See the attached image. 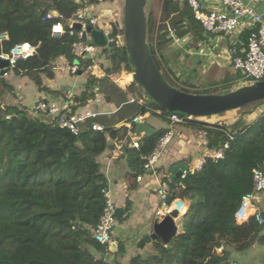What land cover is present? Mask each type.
<instances>
[{
	"label": "trees",
	"instance_id": "1",
	"mask_svg": "<svg viewBox=\"0 0 264 264\" xmlns=\"http://www.w3.org/2000/svg\"><path fill=\"white\" fill-rule=\"evenodd\" d=\"M95 1L88 0L87 6ZM161 1L159 20L152 11L148 13L147 39L159 71L162 73L160 61L164 60L167 71L172 73L163 53L171 40L169 36L179 40L190 36L196 48L204 38L203 28L186 0ZM80 7L68 0H0V34L8 37L0 43V53L19 43L37 45L33 57L12 68L15 75L30 78L43 90L41 77L53 78V63L59 58L77 63L83 70L87 67L89 61L73 56L75 37L69 35V23ZM49 13L53 14L51 19L46 18ZM56 22L66 30L58 39L50 31ZM121 25L112 24L108 37L122 35ZM247 35L245 31L241 33L242 43ZM102 50L110 62V73L121 69L131 73L123 43L114 39ZM191 71L194 73L196 68ZM240 76L238 72L235 79ZM165 80L192 94L232 90L226 87L232 80L221 82L224 89L206 92L178 88ZM104 86L115 88L107 77L96 79L89 75L81 92L72 97L74 110L94 98L95 88L103 91ZM139 93L142 95L141 89ZM105 97L109 100V96ZM155 111H160L163 118L171 115L146 100L137 107L135 116ZM184 120L188 127L204 133L207 151H217L225 143L228 148L222 159H206L199 171L188 173L182 180L171 182L168 176H162L161 182L169 187L167 203L184 200L188 209L181 217L177 235L168 244L157 238L150 243L151 251L133 256L128 264H229L231 249L244 253L254 245H264L263 224L253 217L237 224L233 217L242 196L252 189V170L264 169V112L252 124L230 132L225 126L186 117ZM165 133L160 129L143 136L139 148L127 150L130 189L143 171V158ZM125 134V127L98 132L91 129V123L84 122L78 134L73 135L40 117H32L26 110L13 106L0 109V264H109L94 258V254L105 253L106 249L93 238L105 205L102 192L106 180L98 157L108 139ZM110 262L118 264L115 259Z\"/></svg>",
	"mask_w": 264,
	"mask_h": 264
},
{
	"label": "crops",
	"instance_id": "2",
	"mask_svg": "<svg viewBox=\"0 0 264 264\" xmlns=\"http://www.w3.org/2000/svg\"><path fill=\"white\" fill-rule=\"evenodd\" d=\"M122 4L123 0H96L95 3L89 4L86 8L88 15L97 17L98 29L104 33L106 38L111 32L112 24L121 23ZM199 45L200 42L198 49L194 52L196 57L190 62L192 64L185 68V70L196 68V71L192 72L195 75V86H209L235 80L238 71L231 65L228 39L221 38L211 54H208L209 49H203ZM63 63L62 58L57 60L56 65H58L53 69V78L41 77L43 90L39 89L26 76L21 77L14 73L7 76V86L0 84V109L4 110L8 106H13L27 111L37 100L58 102L68 96H76L83 89L89 75L96 79L107 77L111 81L116 90L108 86H104L103 91H98L95 88L94 98L83 106H78L75 110L86 117L85 123L97 124L104 129H113L114 131L121 127L126 128V134L121 138L108 139L106 149L98 157V163L106 180L110 200L116 209L121 211V217L124 218L122 221L117 220L118 225L114 226L112 237L116 239L112 241L114 244L113 251L110 249L113 255L108 256L107 261L109 264H116L110 262L113 258L118 264H128L133 256L146 251L150 245H145L140 249L139 241L152 232L155 223L154 212L158 207L156 190L161 183L162 176H168L173 166L180 163L185 164L184 161H189L191 166L194 165L196 160L207 152L204 133L191 127L185 129L181 127L183 126L182 122L171 123L169 117H161L162 124L156 128L154 124L146 123L143 116H135L137 107L146 104L147 99L143 93L140 95L136 89L137 86L133 84L130 73L124 69L118 73L109 72L111 65L105 54L97 55L90 73L82 72L80 75L78 73L71 75L62 66ZM105 96H109V100ZM155 113L160 115V111H155ZM135 117H141L143 123L154 129V133L163 129L171 131L172 136L166 147L167 150L164 149L155 166V172L148 174L141 172V180L135 179L132 184L134 188L130 189L126 177L128 171L127 150L132 148L133 141L138 140L141 143L143 136H145L144 134H135L134 130L129 131L128 124ZM216 121L217 119L213 117V119L203 122L212 125ZM177 125H180V129L176 128ZM184 131L186 132L182 135ZM176 134L180 138L175 139ZM187 165L186 167H188ZM180 201L187 203L184 200ZM253 206V211L259 213L264 219V190L256 195ZM115 233L118 237L115 236ZM262 235H264V224ZM120 249H122L121 255L119 252L117 253ZM238 256L239 253L231 249L229 262L264 264V245H254L244 252L243 261L239 260Z\"/></svg>",
	"mask_w": 264,
	"mask_h": 264
},
{
	"label": "built area",
	"instance_id": "3",
	"mask_svg": "<svg viewBox=\"0 0 264 264\" xmlns=\"http://www.w3.org/2000/svg\"><path fill=\"white\" fill-rule=\"evenodd\" d=\"M69 2L82 6L77 9L75 18L69 23V35L75 37V42L72 44V54L76 59L89 61L87 67L80 69L77 63H68L63 58V67L71 75H76L79 71H92L95 59L97 57V47L92 40L91 34L86 31L87 27L98 29V19L94 15L87 14L88 0H68ZM190 7L193 17L203 28V40L200 42V47L209 49L208 54L215 49L217 42L221 38L229 40L228 52L231 57L232 67L241 75L253 81H263L264 79V0H186ZM53 14L49 13L47 19H51ZM80 24L79 30L73 28V24ZM122 26V25H121ZM51 36L55 39L60 38L65 34L66 30L60 22H56L51 26ZM247 32L245 43L241 42L240 35L242 32ZM109 36V35H108ZM229 36V37H228ZM7 34H0V43L7 40ZM115 40L123 43L122 35L118 34ZM114 39L107 37V44ZM239 46V48H237ZM37 45L24 42L15 44L8 52L0 53V60L7 61L8 68L12 69L19 61H25L36 54ZM57 62V61H56ZM56 62L53 69L57 67ZM61 67V66H58ZM75 103L72 97L68 96L61 101L55 102L51 100H37L29 107L27 112L34 118L40 117L45 123L55 124L61 129H66L73 135L78 134L79 126L85 122L86 117L74 110ZM6 116V119H10ZM190 119V118H188ZM171 123H181L183 118L178 115L171 114L169 116ZM142 122L141 117H135L128 124L129 131L134 128L135 124ZM93 131L104 132L105 129L97 124H91ZM171 131L166 133L158 140L152 152L145 156L143 164V173H154L162 152L170 143ZM231 139V137H230ZM138 140L132 142L131 147L139 148ZM228 148L225 143L217 151H207L199 157L195 164L191 167H186L182 171L179 179H184L188 173L199 171L206 159L217 161L222 159L224 151ZM142 174H138L137 181H140ZM252 189L250 192L242 196L241 201L234 212V219L237 224L247 221L253 217L255 221L262 225L264 224L263 217L254 212L253 201L258 193L264 190V169H253L251 172ZM105 205L102 215L99 218L98 224L93 231V238L97 244L109 249L112 244V233L117 221L115 216L116 207L109 197V190H103ZM169 187L166 182H161L156 190L158 197V207L154 212L155 222L161 221L165 216L172 211L177 212V217L174 218L175 223H179L181 217L186 213L188 204L181 202L179 199L174 200L171 204L167 203ZM253 211L252 214L250 212ZM222 248H218L220 252ZM94 254L95 260L102 257ZM104 262V258H102ZM107 261V259H106ZM229 264H237L230 262Z\"/></svg>",
	"mask_w": 264,
	"mask_h": 264
},
{
	"label": "water",
	"instance_id": "4",
	"mask_svg": "<svg viewBox=\"0 0 264 264\" xmlns=\"http://www.w3.org/2000/svg\"><path fill=\"white\" fill-rule=\"evenodd\" d=\"M149 0H123L122 37L128 64L131 68L132 81L142 90L143 96L158 108L181 118L206 117L241 108L247 104L264 100V81H253L223 93L192 94L172 87L157 68L149 49L147 39ZM79 30L80 24H73ZM93 43L98 47L107 45L106 37L100 30L86 28ZM9 71L7 61L0 60V76ZM79 71L78 74H82ZM135 134L151 136L154 129L143 122L134 126ZM186 169L180 163L171 168L168 178L171 182L178 179ZM116 219L121 218V211L115 210ZM177 212L172 211L161 221L155 222L152 232L142 237L139 248L159 238L168 244L178 233L179 223L174 222ZM181 220V219H180ZM180 222V221H179ZM111 251L114 244H111Z\"/></svg>",
	"mask_w": 264,
	"mask_h": 264
},
{
	"label": "rangeland",
	"instance_id": "5",
	"mask_svg": "<svg viewBox=\"0 0 264 264\" xmlns=\"http://www.w3.org/2000/svg\"><path fill=\"white\" fill-rule=\"evenodd\" d=\"M161 0H149L148 5H147V13L152 11L155 16L156 20H159V16L161 13ZM123 5V4H122ZM121 23H122V17H121ZM99 28V27H98ZM171 37V40L168 42L166 47L164 48V59L168 61V67L171 69L172 73H169L166 69V66L164 64V60L160 61V65L163 67L162 74L167 78L168 81H170L173 85H175L178 88H181L183 86L188 87L192 92H206L208 91H213L214 89H224L225 86L221 83L209 85V86H202V87H197L194 85V78L195 75L192 73V69L190 68L189 70H185L186 67H190V62L192 59H194L196 56L194 55V52L198 49V47H194L191 44V38L190 36H186L183 39L179 40L175 38L174 36H169ZM229 37V36H228ZM102 47H97V55H102ZM158 56V54H157ZM162 59V58H161ZM195 61V60H194ZM55 63H53L54 65ZM13 71L9 70L6 74L1 75V84L2 83H7L6 78L9 75H12ZM131 74V73H130ZM251 80L246 78L244 75H241L240 78H237L235 80H232L228 84V88L235 89L241 85H245L250 83ZM188 83V84H187ZM192 84V85H190ZM136 85V84H135ZM136 87V86H135ZM138 89V87L136 88ZM140 92V89H138ZM224 92V91H222ZM220 90H218L217 93H222ZM264 112V100L255 102V103H250L247 104L241 108L227 111L221 114L213 115V116H206V117H192V119L198 121V122H203V121H209L213 119H217L215 124L220 125V126H225L227 130L230 131H238L242 127L248 124H252L261 114ZM146 123L148 124H154L156 128L160 127L162 124V119L161 116L157 115L156 113L153 112H146L143 115ZM251 119V120H250ZM250 120V121H248ZM181 127H184L187 129L186 121L183 118ZM177 129H180V125H177ZM190 128V127H189ZM184 129V130H185ZM183 130V129H182ZM199 131V130H196ZM186 131L182 133L185 134ZM178 135L176 134V138L178 139ZM167 150V148H165ZM191 164L188 163V167H190ZM115 225H118V222L116 221ZM117 235V233H115ZM116 239L115 237H112V241ZM148 251H151L150 245L147 247ZM119 251H117L118 253ZM98 257L104 258V261L106 262L107 257L112 256L113 254L110 252L109 249H105V253L102 254H97ZM239 260L243 261V253H239L238 256ZM113 260V258L111 259Z\"/></svg>",
	"mask_w": 264,
	"mask_h": 264
}]
</instances>
